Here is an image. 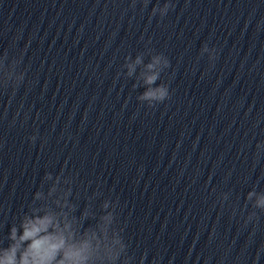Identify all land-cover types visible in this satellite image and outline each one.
I'll return each mask as SVG.
<instances>
[{
	"label": "clouds",
	"instance_id": "9594fccd",
	"mask_svg": "<svg viewBox=\"0 0 264 264\" xmlns=\"http://www.w3.org/2000/svg\"><path fill=\"white\" fill-rule=\"evenodd\" d=\"M149 3L150 0H142L144 7ZM173 8L172 0H165L162 6L153 7L151 14L163 18ZM201 54H207L211 62L218 51L204 45ZM23 55H12L7 50L0 54V94L14 96L25 84ZM170 66L164 54H154L151 49L125 58V77L135 78L134 88H144L137 96L139 102L151 108L170 99L168 84L158 83ZM29 139L34 143L37 136ZM256 150H264V143H258ZM73 184L74 177L63 170L45 173L26 209L8 226V243L0 244V264H145L143 254L136 258L129 251L119 227V202L105 199L99 213L91 203L81 209L74 198ZM223 198L227 199V195ZM246 199L253 209L264 212V192L249 191ZM255 216V212L251 213L248 220Z\"/></svg>",
	"mask_w": 264,
	"mask_h": 264
}]
</instances>
